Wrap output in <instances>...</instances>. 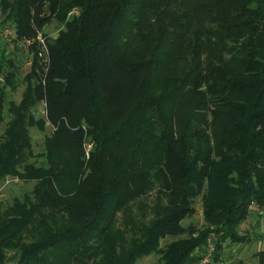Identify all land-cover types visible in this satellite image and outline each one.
<instances>
[{"label": "trees", "instance_id": "obj_1", "mask_svg": "<svg viewBox=\"0 0 264 264\" xmlns=\"http://www.w3.org/2000/svg\"><path fill=\"white\" fill-rule=\"evenodd\" d=\"M63 1L0 0L2 25L14 23L16 45L34 44ZM250 2L260 6L247 15ZM73 3L81 17L46 47L44 66L32 56L18 103L9 94L20 67L0 49V186L8 177L34 184L22 199L0 201V264H136L152 255L156 264H200L210 237L217 263L249 241L239 230L250 207L264 209V30L252 21L264 0ZM145 41L157 64L145 63ZM43 100L55 132L33 157L31 110ZM138 131L149 138L145 152L132 143ZM198 195L201 229L183 224ZM144 197L159 213L149 226L140 216L118 220ZM166 238L174 240L161 246ZM255 257L264 264V251Z\"/></svg>", "mask_w": 264, "mask_h": 264}, {"label": "rangeland", "instance_id": "obj_2", "mask_svg": "<svg viewBox=\"0 0 264 264\" xmlns=\"http://www.w3.org/2000/svg\"><path fill=\"white\" fill-rule=\"evenodd\" d=\"M260 5L259 3L250 2L246 3V8L248 10L245 11V14L252 15V11L256 10ZM250 11V12H249ZM253 12V13H254ZM82 14V8L81 6L77 5L76 3H73V0H64L61 4V8L59 11V14L57 17L49 23L41 32L39 40L35 41L34 44L30 45H16L13 41L15 39L12 38L11 35H5L4 31H10L11 34L14 33L15 25L12 22H6L4 25H2L3 22V14L0 10V49L3 50V52H6L8 54H11L12 57L14 56V59L19 64V75L16 79L17 89L15 92H11L9 94L10 99L14 103H18L20 101L22 92L25 87V82H23L24 78L26 77V73L28 70H30L31 67H33L34 62H32L31 58L32 56H35V64L36 67L38 66H44L45 64V52L44 49L52 44L56 43L57 38L66 32L67 25L71 24L73 20L80 18ZM229 14V12H228ZM259 18L252 19L254 21L255 26L258 30H264V15H260ZM232 17V13L230 15V19ZM250 18V17H247ZM229 19V20H230ZM251 20V18H250ZM149 37V38H148ZM148 40L151 39V36L148 35ZM13 39V40H12ZM12 40V42L10 41ZM146 40V39H145ZM9 41L11 43H9ZM151 41V40H150ZM150 41H145V63L146 62H152L157 64V62H160L157 59H154L151 56V50H148ZM45 47V48H44ZM32 51V52H31ZM130 62H133L134 60H129ZM160 69H156V72L160 73ZM170 69L166 68L163 69L164 73H168ZM3 78L0 77V85L3 84ZM157 81V80H156ZM156 84V82H155ZM47 103L45 100L39 102L32 110L31 113L34 118V126L29 128V135L31 139V145H32V154L33 157L40 156L41 153L44 150V141L45 139H49L53 136V133L55 132V129L51 125L48 124L47 121ZM109 121V119H106ZM39 121H42L44 123V127L42 130L37 128V123ZM109 124H112L109 121ZM117 127V126H116ZM114 128V127H113ZM3 125H0V134L2 133ZM134 148L137 150V152H140L141 150L145 152V148H148L149 138L147 134L143 131H138L132 141ZM85 144L91 145L90 151L86 150L87 148H84L83 146V166H81V178L84 179L88 175L89 171L87 169L86 164L90 160L91 157V150H92V143L86 141ZM126 143H123L120 145V151L123 152V148H126ZM154 146V145H153ZM134 148L131 146L130 150H134ZM153 148V147H152ZM54 155V154H53ZM59 156V151H57V154L53 157H56V159ZM33 160H37V158H33ZM32 161V160H31ZM42 161V158H39L38 163ZM78 161V160H77ZM105 162V160H104ZM107 162V161H106ZM190 163V162H189ZM192 164V163H190ZM33 183H23L16 178L8 177L3 184L0 186V201L4 204H10L13 199H22L24 196L28 195L30 191L33 188ZM158 186L157 183H153V191L150 192V197L156 196V190ZM155 189V190H154ZM152 199V198H151ZM141 204L144 206L146 205V211H144L143 214H140L144 208H142ZM193 206L195 209V215L190 218L184 220L183 224L184 226H187L188 224H192L196 226L197 228L201 229L204 226L203 216H202V197L201 195L195 196L193 199ZM153 204L149 200H145L144 198H141L137 204L132 206L128 213L126 215H118V220L126 219L125 216L130 219H138L140 216L141 221L143 222V225L145 227V224L149 226L150 222L157 218L158 210L154 209ZM250 210V209H249ZM259 210L258 212L256 210H250L255 211L258 213L257 217L260 220H254L251 221L250 226L247 224H243L240 226V232L242 234H248L250 236V243L247 245H243L240 247H234L232 250H226L225 254L226 257L224 258L223 262L221 264H257L256 260L253 257V254L259 250L264 249V214H260L261 211H264V209L257 208ZM67 219L66 215H64ZM254 217V218H255ZM253 218V219H254ZM256 221V222H255ZM40 230V227L38 231ZM139 234L138 236H140ZM174 238H166L165 240L161 241V246L173 241ZM158 256L152 255L147 258H142L139 261H137L136 264H156L157 263Z\"/></svg>", "mask_w": 264, "mask_h": 264}, {"label": "built area", "instance_id": "obj_3", "mask_svg": "<svg viewBox=\"0 0 264 264\" xmlns=\"http://www.w3.org/2000/svg\"><path fill=\"white\" fill-rule=\"evenodd\" d=\"M4 34H5V35H11V36H13L12 38L15 37V33L11 34L10 31L8 32V31L5 30V31H4ZM39 37H40V35L38 36V38L36 39V41L39 40ZM15 38H16V37H15ZM12 40H13V39H12ZM12 40H10V41L12 42ZM14 40H15V39H14ZM10 41H9V43H11ZM13 42H14V41H13ZM23 44H24V45H29V44H31V42H30V41H26V42H24ZM44 48H45V47H44ZM44 52H45V62H46V61H47V50H46V48L44 49ZM84 148H87L86 150L90 151L91 145H89V144H84ZM257 208H258L257 206L252 205V206L250 207V210H256V211H257ZM212 239H213V237H210L209 240H208L206 253H205L204 258H203L202 261L200 262V264H209V263L212 261L213 253H214V250H215L214 244H213V242L211 241Z\"/></svg>", "mask_w": 264, "mask_h": 264}, {"label": "crops", "instance_id": "obj_4", "mask_svg": "<svg viewBox=\"0 0 264 264\" xmlns=\"http://www.w3.org/2000/svg\"><path fill=\"white\" fill-rule=\"evenodd\" d=\"M259 210H257V212H258ZM257 212H255V211H250L249 212V216H248V218L246 219V221L243 223V224H247V225H249L250 226V224H251V221H254V220H260V219H258L257 217H255V216H257L258 215V213ZM260 214H264V211H261L260 212ZM255 217V218H254ZM254 218V219H253ZM256 222V221H255ZM243 224H241V226L243 225ZM240 231V230H239ZM242 234V233H241ZM243 236H247L248 237V239H249V241L248 242H246V243H244V244H238V245H233V246H231L230 248H228V249H225L224 250V252H223V255L220 257V259H219V261L217 262V263H215V264H221L222 262H223V260H224V258L226 257V254H225V252H226V250H232L234 247H240V246H243V245H247V244H249L250 243V236L248 235V234H242ZM262 251H264V249H262V250H259V251H257V252H255L254 254H253V257H254V259L256 260V263L258 264V260H257V258L255 257L256 256V254L257 253H259V252H262ZM210 264H211V262H210Z\"/></svg>", "mask_w": 264, "mask_h": 264}]
</instances>
